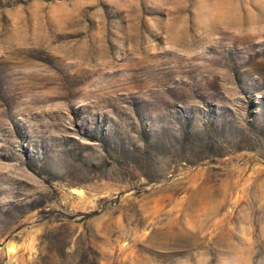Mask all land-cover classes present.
I'll return each instance as SVG.
<instances>
[{"label": "rangeland", "instance_id": "1", "mask_svg": "<svg viewBox=\"0 0 264 264\" xmlns=\"http://www.w3.org/2000/svg\"><path fill=\"white\" fill-rule=\"evenodd\" d=\"M0 264H264V0H0Z\"/></svg>", "mask_w": 264, "mask_h": 264}, {"label": "bare ground", "instance_id": "2", "mask_svg": "<svg viewBox=\"0 0 264 264\" xmlns=\"http://www.w3.org/2000/svg\"><path fill=\"white\" fill-rule=\"evenodd\" d=\"M179 39V41H182V39L181 38H178ZM181 43V42H180Z\"/></svg>", "mask_w": 264, "mask_h": 264}]
</instances>
